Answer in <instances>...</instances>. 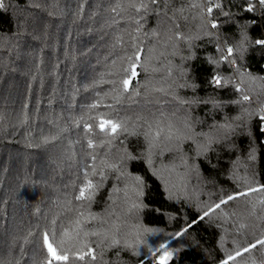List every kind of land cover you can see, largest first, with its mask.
<instances>
[{"label": "trees", "instance_id": "trees-1", "mask_svg": "<svg viewBox=\"0 0 264 264\" xmlns=\"http://www.w3.org/2000/svg\"><path fill=\"white\" fill-rule=\"evenodd\" d=\"M3 4L0 264H47L45 233L58 254L69 256L53 264H160L163 244L170 253L165 264H223L264 239V128L257 115H247L264 110V45L255 43L264 40V6L257 0H167L166 8L162 0L159 7L151 0ZM228 47L233 64L222 59ZM138 49L141 94L125 93L116 103ZM213 75L227 83L210 85ZM184 83L195 87H179ZM101 119L126 120L136 134L109 145L97 127ZM87 180L98 186L90 202L77 199ZM229 195L237 198L214 207ZM65 229L80 235L64 238L61 247ZM113 238L120 243L113 246ZM229 264H264V245Z\"/></svg>", "mask_w": 264, "mask_h": 264}, {"label": "snow or ice", "instance_id": "snow-or-ice-1", "mask_svg": "<svg viewBox=\"0 0 264 264\" xmlns=\"http://www.w3.org/2000/svg\"><path fill=\"white\" fill-rule=\"evenodd\" d=\"M164 7H167V0H162ZM257 2L261 5L264 6V0H257ZM151 3L154 5H157L159 7V4L161 3V0H151ZM37 7H39V4L36 5ZM119 6V5H118ZM4 4H3V0H0V8H3ZM146 7V5H144L143 3L140 5V8ZM217 8L220 7L219 4L216 5ZM154 11H156L157 9H153ZM137 11H139V8H137ZM246 11L248 12H252L254 11V6L249 2L248 7L246 8ZM208 12L211 13L212 12V8L210 7L208 9ZM225 15H227V13H224ZM137 23H139V21H137ZM211 27L212 28H216L217 25L215 22L211 23ZM247 25L242 26L241 28V32H240V36H241V40L239 43V46L237 47V52L241 53V55L243 54V52L245 51V44L248 43V36L246 34V32L244 31V28H246ZM206 35L208 33H205ZM177 38L179 39V34H177ZM256 44L258 45H264V40H256L255 41ZM142 50H137L135 53V59L133 60V58L129 57V67L124 69V72L126 73V78L120 80L119 82V93L113 97V100L116 103H120L121 102V98L123 97V95L125 93L128 94L129 99H131L134 96H139L141 93L139 92V88L141 87L140 85V81L137 80L136 78L138 77L139 73L136 71L137 66H138V62L140 60V52ZM227 55L223 56L222 59L223 60H227L229 61L230 64L235 63L234 60H229V57H231L233 55V49L232 47H228L226 49ZM214 64H218V61H213ZM141 69L143 71H147L146 68H144L142 65H140ZM184 75V73L182 72V76ZM133 81H135V87H131L133 84ZM227 81H223L222 83V78L219 75H213L212 78L209 80V84L210 85H214L215 87H223L224 84H226ZM114 84V89L115 90V82H113ZM179 87H195L194 85H189L187 83L181 84L179 85ZM148 89L145 88V95L148 94ZM154 91H161L163 92L164 89H154ZM242 99L244 101H248L250 99L249 96L247 95H243ZM205 103H208L210 101H204ZM98 105H93L92 107H97ZM106 107L111 108L112 105H105ZM213 106H216L215 102H213ZM248 117L251 118L252 115H257L258 119L260 121L261 124H264V110H262L261 112L258 113H247ZM239 119V118H237ZM86 127H88L89 129H91V125H87ZM98 129L100 130L101 133H103L107 138H108V143L109 145H111V140L112 139H116L118 138L119 135L123 134V133H129V134H136L135 130L133 129L132 131H130V129L127 126V121L126 120H112V119H101L97 125ZM187 127V125H186ZM220 127H224L228 130H232V125H221ZM150 135L149 132H144V136L147 139L148 136ZM160 136V132L157 131L154 134L155 138H159ZM179 138V137H178ZM89 146L90 147H95V145L92 144V142H89ZM107 154V153H106ZM129 159H134V157H127ZM254 158V157H253ZM93 160H95V157H93ZM123 162V159L122 161ZM108 168L113 169V170H118V165L117 164H108L107 165ZM96 185L93 184V182L91 180H87L86 185L80 190V195L77 197V199L79 200H88L89 202L93 199L94 195H95V191L97 190ZM264 187V186H262ZM259 189L257 188H249L248 191L249 192H253V191H258ZM87 192V195H86ZM247 193H239L237 195H246ZM237 196L234 195H229L227 197V199H221L219 203L215 204V208L218 209L221 207L222 204H227V202L229 200H234L236 199ZM210 213L208 211L204 212V216H208ZM78 216L80 217H84L85 220L88 219V217H85L84 212H78ZM92 219H96L97 217L92 216ZM201 219H203V217H201ZM75 224L77 226V229L80 228V220L77 219L75 221ZM182 233H179L178 235H181ZM80 235L79 231H76L75 235H72L67 229H65L63 231L62 234V238L59 240L58 244L59 246H63L65 244V239L67 238L68 241H75L76 238ZM92 235H100V233L98 232H93ZM107 238V237H105ZM44 240L47 243V250L48 253L51 256V259L48 260L47 264H53V260L55 261H68L69 256L66 254V251L64 254H58L57 253V249L55 247H53V244L48 242V234L45 233L44 234ZM120 243L119 240H116L115 238L112 239L111 244L113 246L118 245ZM257 245H264V239L261 240H257L253 243H251L250 245L244 247L241 251H236L235 254L233 255H229L228 258L226 260L223 261V264H229V261H233L235 260L237 257H241L243 256L244 253L247 252H251L252 249L256 248ZM162 249H165L164 255L160 257V264H165L166 258L170 255V253H168L166 251L167 249V245L163 244L160 246ZM94 258V256H93ZM80 259H83V257L81 256Z\"/></svg>", "mask_w": 264, "mask_h": 264}, {"label": "water", "instance_id": "water-1", "mask_svg": "<svg viewBox=\"0 0 264 264\" xmlns=\"http://www.w3.org/2000/svg\"><path fill=\"white\" fill-rule=\"evenodd\" d=\"M141 55H142V51L140 52V59H141ZM136 71L139 73V71H138V66H137Z\"/></svg>", "mask_w": 264, "mask_h": 264}, {"label": "built area", "instance_id": "built-area-1", "mask_svg": "<svg viewBox=\"0 0 264 264\" xmlns=\"http://www.w3.org/2000/svg\"><path fill=\"white\" fill-rule=\"evenodd\" d=\"M262 128H264V124H262Z\"/></svg>", "mask_w": 264, "mask_h": 264}]
</instances>
